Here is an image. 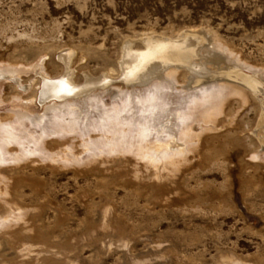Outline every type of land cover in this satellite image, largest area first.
<instances>
[{"label": "rangeland", "instance_id": "1", "mask_svg": "<svg viewBox=\"0 0 264 264\" xmlns=\"http://www.w3.org/2000/svg\"><path fill=\"white\" fill-rule=\"evenodd\" d=\"M191 28L264 67V0H0L1 123L23 115L34 133L49 126V105L61 100L41 102L38 82L56 76L61 51L82 81L84 73L100 76L118 65L125 44L143 49L149 35L176 37ZM114 74L105 106L114 86H126ZM229 100L231 124L223 115L208 130L191 123L201 134L191 167H152L130 152H85L71 164L37 152L0 163L10 182L4 198L26 205L29 218L0 226V264H219L220 254L264 264V158H251L256 142L243 136L252 133L258 107ZM47 137L53 150L65 142L81 149L76 133Z\"/></svg>", "mask_w": 264, "mask_h": 264}, {"label": "bare ground", "instance_id": "2", "mask_svg": "<svg viewBox=\"0 0 264 264\" xmlns=\"http://www.w3.org/2000/svg\"><path fill=\"white\" fill-rule=\"evenodd\" d=\"M145 39L143 49L125 44L118 65L109 71L106 69L100 76L84 73L82 81L76 79L74 70L70 71V59L61 51L58 56L60 70L56 76L45 75L38 82L41 102L61 100L49 105V126H40V130L34 133L25 127L21 119L23 115L16 116L8 124H2L4 122L0 120V163L18 162L37 152L43 159L70 164L83 161L80 155L85 152H130L152 167H171V171L191 167V158L196 154H189L198 150L201 136L192 132L191 123L197 121L201 123L199 129L208 130L223 115L227 119L224 117L220 121L231 124L235 114H225L230 98L240 106L250 100L257 103L255 127L250 129L252 133L243 136L256 142V147L250 151L251 158H264V67H255L244 61L204 29H185L176 37L152 34ZM183 72L180 85L177 75ZM114 73L116 77L122 74L126 86H114L111 104L105 106L103 94L112 91L110 81L115 77ZM90 110H96V117L86 123L84 119L88 118ZM33 118L29 119L36 120ZM40 123L41 120L37 119L36 124ZM91 131H98V134L91 135ZM69 133H76L80 138L78 152L71 142H65L66 145L62 142L65 146L60 144L62 147L57 150L47 146V136ZM12 144L17 147L11 148ZM9 183L8 176L0 174V197L4 202L3 207L0 205V226L4 228L29 219L24 218L26 205L10 197L4 198L10 194ZM107 209H103V218ZM28 244L20 245L28 252L31 245ZM228 255L220 254L218 263H242V260Z\"/></svg>", "mask_w": 264, "mask_h": 264}]
</instances>
